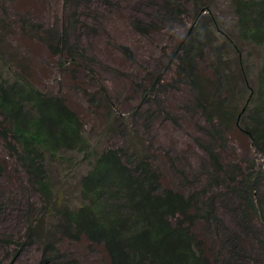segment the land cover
Returning a JSON list of instances; mask_svg holds the SVG:
<instances>
[{
    "label": "rangeland",
    "instance_id": "1",
    "mask_svg": "<svg viewBox=\"0 0 264 264\" xmlns=\"http://www.w3.org/2000/svg\"><path fill=\"white\" fill-rule=\"evenodd\" d=\"M232 1L0 0V70L7 80L24 78L40 90L60 94L85 123V135L98 152L136 138L157 160L162 189L195 195L201 215L207 203L213 210L210 219L198 222L193 231L218 264L230 262L229 250L234 253L233 264H264V224L247 210L239 192L243 175L248 176L253 166L260 171L264 158L236 126L216 128L218 139L210 134L212 127L196 105L192 79L173 57L188 30L194 35L203 29L202 55L194 61L202 83L212 88L215 74L225 68L233 84L218 95L222 101L244 106L241 69L252 93L264 49L239 37ZM137 26L149 29L142 34ZM66 28L81 71L71 69L63 76L58 56L48 45ZM123 47L131 50V58ZM155 71H166V80L147 94ZM100 85L126 113V127H114L107 135L102 110L90 102L91 89ZM137 107L142 108V117L132 120ZM64 157L47 159L46 167L59 204L75 209L82 205L81 179L89 166L78 154ZM259 186L258 207L264 209V174ZM42 208L39 194L0 139V264H40L50 241H57L59 251L48 256L50 264H108L103 247L62 238L54 230V215ZM40 220L51 240L38 238L29 245L26 232Z\"/></svg>",
    "mask_w": 264,
    "mask_h": 264
},
{
    "label": "trees",
    "instance_id": "2",
    "mask_svg": "<svg viewBox=\"0 0 264 264\" xmlns=\"http://www.w3.org/2000/svg\"><path fill=\"white\" fill-rule=\"evenodd\" d=\"M232 6L239 37L264 49V0H233ZM137 29L146 34L149 26H137ZM68 30L66 28L48 45L58 56L63 76L71 69L72 73L81 71L77 53L70 47ZM195 31L194 35H191L192 29L187 31L173 57L192 79L197 92L196 105L202 108L212 127L210 134L218 139V128L236 126L264 158V62L252 93L245 72L240 68L244 83L241 94L247 96L244 106L222 101L220 95L233 84L231 73L225 68L220 70L215 74L217 82L212 88L202 83L194 61L202 55L200 39L204 31ZM123 53L128 58L132 56L128 47H123ZM237 62H241L240 55ZM166 71H155L147 94L162 86ZM91 92V104L102 110L106 120L104 134L114 127H126V113L113 103L106 87L100 85ZM140 110L142 108L137 107L130 119H138ZM86 128L60 94L40 90L24 78L7 80L0 70V139L7 144L28 184L39 194L43 213L54 215V230L62 238L75 244L86 240L91 246L103 247L109 257L108 264H218L193 231L198 222L210 219L214 213L209 204L204 216L200 214L203 210L195 195L162 189L157 160L148 155L136 138L98 152L86 137ZM68 153L80 155L82 162L89 166L88 173L81 179L82 205L75 209L59 204L46 167L47 159L65 160ZM209 156L216 159L212 153ZM254 168L249 170L248 176L243 175V191L239 192L247 210L254 212L264 224V209L258 207L256 195L264 166L260 171ZM41 220L33 222L34 226L26 232L29 245L38 238L51 240ZM58 252L57 241L46 243L40 264H50L48 256ZM229 253L230 262L223 264H233L234 253L230 250Z\"/></svg>",
    "mask_w": 264,
    "mask_h": 264
}]
</instances>
